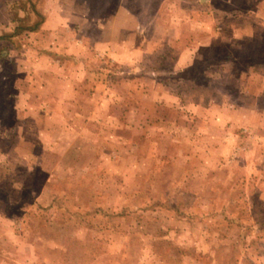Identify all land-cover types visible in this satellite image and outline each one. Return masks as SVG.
Returning <instances> with one entry per match:
<instances>
[{
  "label": "rangeland",
  "instance_id": "obj_1",
  "mask_svg": "<svg viewBox=\"0 0 264 264\" xmlns=\"http://www.w3.org/2000/svg\"><path fill=\"white\" fill-rule=\"evenodd\" d=\"M0 264H264V0H0Z\"/></svg>",
  "mask_w": 264,
  "mask_h": 264
},
{
  "label": "trees",
  "instance_id": "obj_2",
  "mask_svg": "<svg viewBox=\"0 0 264 264\" xmlns=\"http://www.w3.org/2000/svg\"><path fill=\"white\" fill-rule=\"evenodd\" d=\"M40 27V23L36 24L30 31H36Z\"/></svg>",
  "mask_w": 264,
  "mask_h": 264
},
{
  "label": "crops",
  "instance_id": "obj_3",
  "mask_svg": "<svg viewBox=\"0 0 264 264\" xmlns=\"http://www.w3.org/2000/svg\"><path fill=\"white\" fill-rule=\"evenodd\" d=\"M47 23H48V22H47ZM47 23H46V24H47ZM44 29H45V27H44L42 30H44ZM81 44H83V42H81Z\"/></svg>",
  "mask_w": 264,
  "mask_h": 264
}]
</instances>
